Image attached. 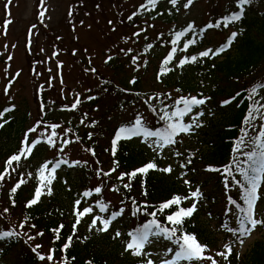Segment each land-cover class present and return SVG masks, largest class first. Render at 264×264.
I'll list each match as a JSON object with an SVG mask.
<instances>
[{
    "label": "rangeland",
    "instance_id": "1",
    "mask_svg": "<svg viewBox=\"0 0 264 264\" xmlns=\"http://www.w3.org/2000/svg\"><path fill=\"white\" fill-rule=\"evenodd\" d=\"M238 2L192 0L189 4L188 0H177L173 4L171 0H157L155 5L141 8L146 0H0V156L9 148L24 150L32 156L30 163L40 179L36 184V189H41L39 203L47 201L50 188L51 193L60 197L59 212L67 214L68 219L78 216L88 236L104 241L105 247L119 245L128 254L126 257H135L131 250H125L132 239L129 228L135 225V220H129L130 207L127 205L121 216L113 219L108 210L120 206L121 196L111 193L102 174L95 172L98 166L111 169L114 164L108 149L111 131L115 127L132 124L138 119L145 126H154L153 114L140 97L126 107L121 104L138 95L149 99L155 95L153 103L161 101L165 104L166 91H174L166 87V81L180 71L185 61V65L190 66L187 56L200 55L209 49L215 52L233 31L240 39L247 27L241 21L229 28L222 26V30H202L208 23L212 22L214 26L220 23L221 16L234 10ZM245 8L241 19L245 17L251 21L255 13L261 16L264 12V0H252ZM189 25L198 31L186 29ZM181 30L183 34L178 36ZM192 38H196L200 45L190 47ZM234 46L232 44L233 49ZM171 48H175L171 60L175 59L169 67L174 62L176 72L172 75L169 68H165V62H169L165 59ZM222 58L218 56L216 60ZM157 92L162 93L161 98ZM92 96L96 101L93 105L88 102ZM204 105L207 106L205 110L199 109L186 117L185 125L191 124V130L183 132L174 144L160 147L156 143L158 139L144 136L128 140L144 156L156 162L161 172L169 174L171 180L180 184L183 180V185L188 181L185 174L189 172L185 167L186 156L191 151L206 148L201 138L206 132L216 133L221 128L209 122L212 116H215L214 120L218 119L222 110H212L211 102ZM6 107L11 110L7 115L3 111ZM23 115L28 119L24 128L18 131L16 123L11 128L10 120L20 119ZM51 115L56 118L59 124L57 134L62 137L68 126L60 123L68 121L81 131L92 130L98 146L97 156L102 164L78 143L64 150L51 146L50 142L55 137L52 138L50 129L36 124L41 116L46 119ZM31 126L35 128L30 130ZM29 147L32 149L30 153L27 152ZM60 156L77 162L73 166L57 167L54 160ZM52 168H55L54 172ZM166 168H171V171L164 172ZM195 169L194 179L187 185V194L190 197L199 189V196L189 201L191 206L196 203L195 219L216 243V247L206 250L205 256L212 259L177 260L176 252L168 244L150 237L152 242L144 247L146 255L139 256L146 264L148 261L152 264H164L166 261L171 264H212V260L216 264H227V260L218 255L226 252L225 246H231L233 252L243 255L257 241L264 239V225H258L244 237L239 231L235 234L229 231L240 227L238 211H226L225 191L220 186L217 189L216 174L201 164H196ZM98 187H102L100 194L85 196L83 193L86 188ZM258 195L255 215L264 220V179ZM209 196L218 198L216 204ZM101 203H106L107 207L100 206ZM4 205L3 202L2 210ZM84 209L91 211L79 215ZM8 218L19 224L15 215ZM93 220H96L95 227H91ZM104 220H111L108 231H98ZM117 231L121 233L119 237L115 236ZM241 238L243 244L240 243ZM0 264L23 263L17 253L5 252L0 246Z\"/></svg>",
    "mask_w": 264,
    "mask_h": 264
},
{
    "label": "trees",
    "instance_id": "2",
    "mask_svg": "<svg viewBox=\"0 0 264 264\" xmlns=\"http://www.w3.org/2000/svg\"><path fill=\"white\" fill-rule=\"evenodd\" d=\"M240 11L241 5L239 4L229 14L226 13L220 18L218 26H214L216 29L222 30V26L229 28L240 21L247 25L245 34L240 39L235 38L233 40L234 49L231 44L226 51L219 55L210 54L208 57H202L201 55L190 54L187 56L190 58L188 60V62H191L190 66L185 65V61L177 74L174 71V62L171 67H169L170 63H167L165 68H169V74H175L166 81V87L173 88V93L166 91L165 104L161 101L153 103V98L151 100L144 99L145 102L142 101L153 114L154 126L148 127L141 122L139 126H134L135 124L117 126L111 131L112 144L109 145L111 150L109 149L108 152L113 159L114 171L118 173L113 175V172H107L99 166L95 169V172L102 174L105 184H110L113 187L112 193L121 194L120 206L108 210L112 216L114 213H122L121 210L127 209L128 205L131 214L129 220H135V225L130 227L132 233L151 221H155L161 228L177 229L171 240L160 237L177 250L180 249L175 241L184 234L195 236L200 244L206 245V250L216 247V243L206 233L207 230L195 219L194 213L190 217L184 218L182 225H176L167 219L168 216L173 215L180 209L191 207L189 200L185 197L188 196L187 185L191 183V179H194L196 164H201L204 168L206 167L216 174L217 189L220 186L225 190V201L228 204L229 211L233 207L236 209L231 201H235L242 207L245 206L241 187L235 184L232 176L225 172V168L232 165L235 179L242 180V176L236 171V164L240 162V167H247V164L243 163L247 159L244 153L258 151L257 146L251 142V138L258 137L260 132L264 131V119L261 118L264 116V87H261L264 85V12L261 16L255 13L256 16L251 21L244 17V19L240 18L238 21L229 22L225 26V18ZM231 36L232 34L227 36V41ZM194 41L192 46L197 47L200 45V42L198 43L196 39ZM218 56L223 57L222 60H216ZM192 57H196V60L193 61ZM158 93L157 96L160 97L162 94ZM206 94L209 95V100L215 107L212 109L222 110L218 119L214 120L215 116H212L213 119L209 123L221 128L216 133L206 132L201 139L207 147L199 149L198 154L191 152L190 155L186 156L185 167L189 171L185 174V176H188L187 183L183 182L182 185L183 180H181V184L179 181L171 180L169 174L161 172L159 166L152 163L130 141L127 142L122 139L127 133H121L122 128L139 127L141 132L148 133L163 132L167 124H183L188 113L183 116H172V113L184 108L181 98L190 100L195 97L199 99L204 98ZM36 98L39 100L37 96ZM139 99L138 95L128 100L127 104L134 103ZM228 100L231 101L229 104L223 103ZM88 102L93 105L96 101L92 96ZM121 105L123 106V104ZM200 107L201 105L193 107L192 110ZM253 109L255 111H252V116L255 119L252 120L250 125L245 121L249 117L250 110ZM3 111L7 115L11 110L6 107ZM165 115L171 117V119L162 120L161 117ZM27 120V115H23L20 119H11L10 127H15L16 123L19 131L24 128ZM36 124L50 129L52 138L55 137L50 142L51 146H58L61 150H64L67 146L78 143L98 158V146L95 145L92 130L81 131L77 125L68 121L64 124L60 123L68 126L62 137L57 134L59 124L53 115L46 119L41 116ZM33 128L35 126L29 127L30 130ZM245 131L248 135L244 137L243 144H240V138ZM260 141L264 142V137H260ZM25 144L26 142L23 143V145ZM237 148H239V151L236 150ZM22 151L25 155H22L18 161H12L9 165L10 158L14 155H20ZM64 161H67V163H64ZM98 161L101 162L99 158ZM30 162H32V156L26 154L22 149L15 151V149L9 148L0 156V174L4 176V179L0 180V233H14L11 237L0 239V246L3 247L5 252L17 253L23 264H145L141 258L126 257L128 254L124 253L119 245L105 247L103 245L104 241L88 236L85 233V227L77 223L78 219L75 216L68 219L67 214L59 212L61 201L58 194H48L47 201L39 203L41 201L40 196L36 204L28 207L29 201L35 197L38 190L36 184L40 182L39 177L34 174L35 168ZM75 162L77 161H72L63 156L54 160L56 165L73 166ZM150 163L154 164L155 168L149 169L143 174L138 173L136 176L130 175ZM192 168H194V171ZM226 176L227 188L225 187ZM21 181L23 183H20ZM18 183L20 186L13 192L12 189ZM39 190L41 191V189ZM175 197L180 198L179 205L162 208L163 204L172 201ZM211 199H213L212 203L215 204L218 201V198L213 196ZM3 202L5 203L4 210L1 208ZM152 213H155V215H152ZM14 215L19 219V224H14L8 218ZM119 216L121 214L116 217ZM55 229H59V239H57ZM153 230H156L155 225H153ZM69 237H71V240H69ZM40 240H44V242L41 243ZM65 244H69L66 249ZM48 247H50L49 250ZM210 255L214 257L213 254ZM40 256H44L45 259L41 260ZM49 256H51V259L48 258ZM227 264H264V239L257 241L253 248L243 255L232 251L227 259Z\"/></svg>",
    "mask_w": 264,
    "mask_h": 264
},
{
    "label": "snow or ice",
    "instance_id": "3",
    "mask_svg": "<svg viewBox=\"0 0 264 264\" xmlns=\"http://www.w3.org/2000/svg\"><path fill=\"white\" fill-rule=\"evenodd\" d=\"M173 4L177 2V0H171ZM189 4L192 2V0H188ZM251 2V0H239V3L241 5V11L239 13H233L230 17L225 18V26H227V23L229 22H235L240 20L241 15L243 14V6L247 5ZM150 3L155 5L157 3V0H150ZM187 6V5H186ZM218 26V25H217ZM208 27H213V25H208ZM192 29V26L189 25V30ZM237 33H233L232 36L228 39V41L222 45L218 50L213 52V50L209 49L204 52H202L200 55L202 57H208L210 54L212 55H219L220 53L226 51L232 44L233 40L236 38ZM195 41H190V43H194ZM192 60L195 61L196 57H192ZM184 61L181 62L183 64ZM261 87H264L262 85ZM254 91V90H253ZM251 96V93H250ZM182 102L184 103V108L179 110L178 112L172 113V116H183L190 112L193 107H198L200 105H203L206 103V98H191L190 100L181 98ZM231 101H224V104H229ZM252 111H255V109L250 110L249 117L246 118L245 123H248L251 125L252 120L255 119L254 116H252ZM199 115H203V113H199ZM264 119V116L261 117ZM162 120H168L171 119V117H168L167 115L161 117ZM136 125H140V120L138 119L136 121ZM192 125H183L179 123H171L167 124L166 128L163 132H148L146 135L148 136H156L159 137V139L156 141L158 146L163 147L166 144H174L176 141L173 139L175 135H177L179 132H189L191 130ZM196 127H199L197 124ZM121 133L124 132H130L133 135L140 134V128L134 127L131 129H121ZM248 133L245 131L243 136L240 138L239 143L243 144L244 137H246ZM260 137H264V131H261L258 137L251 138V142L255 144L258 148L257 150H254L252 152L244 153V155L247 157L243 163L247 164V167H240V162H237L236 164V171L239 172V174L242 176V180H236L235 176L233 175L232 171V165H229L227 168H225V172L232 176L233 181H235L236 185H239L242 189V199L244 201V207L237 204L235 201H231L232 204L236 206V209L238 210L237 219L239 222V229H229V231H232L234 234L235 232L239 231L240 236H248L251 234V232L258 226V225H264V220H260L255 215V206L257 200L260 198L258 195V189L261 184V180L264 179V142L260 141ZM31 147L27 149V152H31ZM239 151V148L236 149ZM25 155V153L22 151L20 155H14L10 158L8 161V164L10 165L12 161H18L21 159V156ZM190 162V161H189ZM64 163H67V161H64ZM57 167L59 164L56 165ZM44 168H47V165L44 166ZM155 168L154 164H148L146 167L136 170L135 172L131 173V176H136L138 173L143 174L147 172L149 169ZM52 172L55 171V168L51 169ZM164 172H170L171 168L163 169ZM43 174V172H42ZM4 176L0 174V180H3ZM50 183V180L48 181ZM20 183H23L21 181ZM187 183V181H185ZM20 184L18 183L16 187L12 189L13 192L16 191V188H18ZM127 187V185H126ZM225 187H228V181L227 176L225 177ZM96 192H100L101 189L97 188L95 189ZM48 194H51V189H48ZM199 189L192 192L190 197H185V199H194L199 196ZM89 195V193H85V196ZM41 196L40 190H37L35 197L29 201L28 207H31L32 205L36 204ZM181 202L179 197H175L172 201L167 202L162 205V208H169L172 205H179ZM6 211V210H5ZM91 209H84L83 212H80L79 215H83L84 213L90 212ZM196 211V203L194 202L190 208L187 209H180L173 215H170L167 217L169 221L176 225H182L184 218L190 217L194 212ZM122 212V210H121ZM121 213H114L113 219L116 218V216L120 215ZM152 215H155V213H152ZM77 223H79V220H77ZM96 220H93V223L91 227H95ZM111 224V220H104L103 221V227L98 229V231L107 232L109 225ZM153 225H155L156 230H153ZM63 227V226H61ZM75 230V225L73 226ZM57 233V239H59V229L54 230ZM177 229H168V228H161L159 224H156L155 221H151L148 224H145L141 229H138L135 233H129V235L132 237L131 241L126 246V251L131 250V254L135 256H141L146 255L144 252V247L146 244L151 243L150 237H163L164 239L171 240L172 237L175 235V232ZM13 232H3L0 233V239L11 237L13 236ZM42 235V234H41ZM121 235L120 232H116L115 236L119 237ZM115 238V237H114ZM69 240H71V237H69ZM179 245V251L176 253V259L177 260H184V261H194V260H204L209 259L211 260V257H206L204 255V252L206 250V245L200 244L195 236L192 234H184L182 237H180L178 240L175 241ZM240 243L243 244L244 240L241 238ZM69 246V244H65V249ZM226 252H220L218 255L223 256L225 260L228 259V256L232 254V247L231 246H225ZM51 259V256L48 257ZM40 259H45L44 256H40ZM147 264H152L151 261H148ZM164 264H171V262L166 261ZM212 264H216L215 260H212Z\"/></svg>",
    "mask_w": 264,
    "mask_h": 264
}]
</instances>
